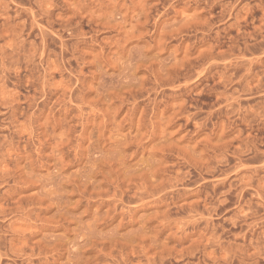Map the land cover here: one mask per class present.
Instances as JSON below:
<instances>
[{
	"label": "clouds",
	"instance_id": "1",
	"mask_svg": "<svg viewBox=\"0 0 264 264\" xmlns=\"http://www.w3.org/2000/svg\"><path fill=\"white\" fill-rule=\"evenodd\" d=\"M0 264H264V0H0Z\"/></svg>",
	"mask_w": 264,
	"mask_h": 264
}]
</instances>
